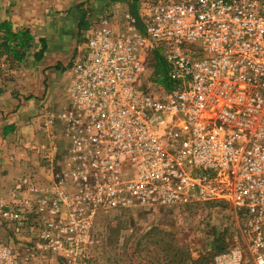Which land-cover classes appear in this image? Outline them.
Returning <instances> with one entry per match:
<instances>
[{"label": "built area", "instance_id": "2783aa9c", "mask_svg": "<svg viewBox=\"0 0 264 264\" xmlns=\"http://www.w3.org/2000/svg\"><path fill=\"white\" fill-rule=\"evenodd\" d=\"M137 14L143 29L127 11L119 27L107 13L83 32L86 54L72 61L57 115L61 168L46 187H29L34 201H0L10 234L0 264H36L38 248L13 237L26 213L35 222L36 204L47 208L39 249L55 252L60 232L82 241L99 208L193 202L229 204L245 218V245L211 264H264V0H154ZM153 50L171 88L152 80ZM54 221L65 223L56 235Z\"/></svg>", "mask_w": 264, "mask_h": 264}, {"label": "rangeland", "instance_id": "374dc122", "mask_svg": "<svg viewBox=\"0 0 264 264\" xmlns=\"http://www.w3.org/2000/svg\"><path fill=\"white\" fill-rule=\"evenodd\" d=\"M153 1L135 0L123 13H109L115 27L121 25L124 14L131 9L138 27L143 29L144 25L137 11L140 5ZM97 26L96 22L90 24V28ZM82 35L77 50L64 69L63 79L53 87L46 112L39 116L38 128L44 130V137L37 139L32 148L27 143L23 145L26 153L33 156V162L24 156L22 160L28 163L24 171L7 173L5 170L2 176L6 179L2 180L0 177V201L8 205H14L16 200L34 201L36 197L29 187H46L51 180L53 168L54 171L61 168L67 142L57 115L67 108L69 98L65 88L71 80L72 61L82 59L86 54ZM1 50L2 48L0 64L3 55ZM147 62L153 77L151 53L148 54ZM49 119L52 120L51 123ZM17 185L23 186L21 192L17 191ZM42 193L45 194V191ZM34 208L38 212L35 222L31 214L26 213L27 220L23 221L18 234L13 237L19 243L38 248L34 260L36 264H211L217 253L234 245H245V218L232 206L193 202L178 207L99 208L91 221L84 224L82 241L77 239L75 233L72 240L65 241L67 235L60 232L63 249L49 252L39 249L45 243L41 232L47 208L38 204ZM22 210H29V205L25 204ZM63 224L65 223L53 222L54 235ZM8 231V228H0V237L6 240L10 235ZM78 246L83 249L82 253L76 252Z\"/></svg>", "mask_w": 264, "mask_h": 264}, {"label": "crops", "instance_id": "0c3cea01", "mask_svg": "<svg viewBox=\"0 0 264 264\" xmlns=\"http://www.w3.org/2000/svg\"><path fill=\"white\" fill-rule=\"evenodd\" d=\"M132 0H2L0 23L11 31H28L31 42L21 61L8 53L0 64V177L4 171H24L33 156L26 153L43 138L39 116L46 112L54 85L77 50L90 24L107 14H121ZM3 31H0V39ZM1 42V40H0ZM15 45V43H13ZM41 48L42 51H41ZM26 154V155H25ZM25 156V157H24Z\"/></svg>", "mask_w": 264, "mask_h": 264}, {"label": "trees", "instance_id": "16d2710c", "mask_svg": "<svg viewBox=\"0 0 264 264\" xmlns=\"http://www.w3.org/2000/svg\"><path fill=\"white\" fill-rule=\"evenodd\" d=\"M1 30L3 31V36L1 37L0 43V48H2L1 53H8L16 61H21L25 55V50L29 49L31 42V36L29 35L28 31L21 30L15 33L11 31L6 22L0 23V31ZM13 43H15V45ZM42 49L43 48H41V51ZM151 57L154 68L152 77L153 81L162 84L165 88H171L172 83L166 78V67L162 57L156 50L151 52ZM223 248L224 247H222L221 250H223Z\"/></svg>", "mask_w": 264, "mask_h": 264}]
</instances>
